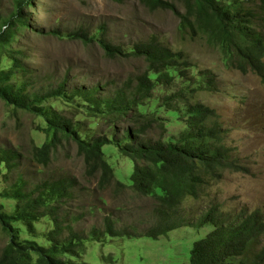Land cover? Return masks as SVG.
<instances>
[{
  "label": "trees",
  "instance_id": "trees-1",
  "mask_svg": "<svg viewBox=\"0 0 264 264\" xmlns=\"http://www.w3.org/2000/svg\"><path fill=\"white\" fill-rule=\"evenodd\" d=\"M184 8L181 13L177 3ZM149 10L168 9L180 19V29L203 35L218 48L229 68L258 75L264 81V0H142ZM31 0H17L15 18L0 26V100L16 109L42 116L47 98L77 97L82 111L100 117L111 136L91 134L81 138L79 123L58 111L43 116L39 127L46 140L32 147V157L42 167L60 146L73 143L84 162L85 175L97 179V189L128 192L150 205L142 217L123 222L108 214L101 224L82 228L85 215L74 210L79 192L68 176L24 179L20 154L0 145V177L7 184L0 199L11 200L10 212L0 203V229L7 237L0 264H87L79 261L88 242L151 237L190 228L212 230L193 242L190 264H264V213L258 208L224 210L217 201L204 202L206 188L223 179L225 172L249 174L237 148L228 144L220 114L199 93L219 89L217 75L199 70L183 52L153 36L129 42H112L107 27L98 24L91 33L84 27L66 36L84 45H98L109 58H140L145 69L121 82L67 85L63 74L45 93L32 92L34 71L21 49H14L19 28H29L25 8ZM56 36L61 33L52 30ZM4 59L10 66L1 67ZM130 163L127 174L118 172L114 159ZM199 204L192 207L188 201ZM201 203V204H200ZM45 226L39 232L38 225ZM21 226L28 237H20ZM43 241V242H42Z\"/></svg>",
  "mask_w": 264,
  "mask_h": 264
},
{
  "label": "rangeland",
  "instance_id": "rangeland-1",
  "mask_svg": "<svg viewBox=\"0 0 264 264\" xmlns=\"http://www.w3.org/2000/svg\"><path fill=\"white\" fill-rule=\"evenodd\" d=\"M17 0H0V26L15 16ZM25 8L30 14L29 28H19L14 49H21L27 64L34 71L36 84L31 91L45 93L55 87L63 74L67 85L94 84L112 80L121 82L128 76L141 73L145 64L140 58H109L96 45H84L66 36L68 31L81 27L94 33L98 24L107 27V38L112 42L128 44L153 36L174 51L183 52L202 71L217 75L219 89L215 93H199L197 99L211 106L220 114L228 132V144L237 148L239 157L248 166L249 174L225 172L222 180L212 182L205 191L202 202L212 200L222 203L224 210L239 212L241 209L260 208L264 213V81L258 75L243 74L229 68L221 51L210 45L203 36H191L180 29V19L168 9L149 10L142 0H31ZM178 8L184 13L183 6ZM15 18V17H14ZM52 30L63 34L55 35ZM10 66L4 59L1 67ZM77 97L68 92L59 98H47L40 106L42 116L35 112L14 108L0 100V145L16 150L20 156L19 172L24 179L39 180L62 176L78 183L79 192L74 210L85 215L82 228L100 225L108 214L121 217L123 222L142 217L150 205L149 199H139L128 192L117 196L114 188L101 192L97 179L85 175V165L76 154L75 145L60 146L51 155L48 166L42 167L32 157V147L46 140L39 130L44 117L51 110L58 111L79 123L81 138L97 133L108 135L111 129L100 117L90 116L78 105ZM117 173L127 174L130 163L124 157L114 159ZM119 172V173H120ZM7 186L0 177V192ZM6 212H10L11 200L0 199ZM196 207L199 202L185 205ZM201 204V203H200ZM38 225L39 232L45 228ZM21 227V226H18ZM20 237H28L21 227ZM212 228L200 231L182 228L168 236L107 239L88 242L79 258L87 264H190L189 255L193 242L205 237ZM7 237L0 229V251ZM43 242V241H42Z\"/></svg>",
  "mask_w": 264,
  "mask_h": 264
}]
</instances>
